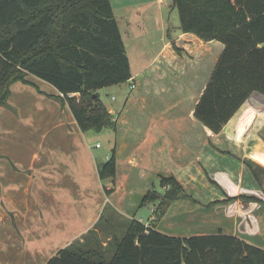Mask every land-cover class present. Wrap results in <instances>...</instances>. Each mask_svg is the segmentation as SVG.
Listing matches in <instances>:
<instances>
[{
	"label": "crops",
	"instance_id": "crops-1",
	"mask_svg": "<svg viewBox=\"0 0 264 264\" xmlns=\"http://www.w3.org/2000/svg\"><path fill=\"white\" fill-rule=\"evenodd\" d=\"M109 1L132 90L116 113L104 105L116 124L115 131L105 129L113 146L104 155L108 161L115 150L114 184L100 178L107 161L94 148L101 147L79 129L56 89L33 76L12 84L0 107V264H47L82 240L106 206L147 226L156 204L146 222L132 210L167 176L195 201L173 203L157 231L222 233L264 249V206L241 200L264 201L243 163L264 170V96L252 93L222 131L212 133L194 110L224 45L181 33L179 18L170 27L166 0Z\"/></svg>",
	"mask_w": 264,
	"mask_h": 264
},
{
	"label": "trees",
	"instance_id": "trees-1",
	"mask_svg": "<svg viewBox=\"0 0 264 264\" xmlns=\"http://www.w3.org/2000/svg\"><path fill=\"white\" fill-rule=\"evenodd\" d=\"M173 8L181 33L224 45L194 110L195 119L218 134L252 93L264 96V0H174ZM28 76L58 91L82 132L115 131L98 90L126 83L131 72L110 1L0 0V107L10 86L28 83ZM243 163L264 193V170ZM115 171L113 149L98 173L113 185ZM160 187L163 193L150 190L143 198L142 204H156L147 226L106 206L82 240L47 264H264V249L234 236L157 231L173 203L195 201L173 176L162 177ZM241 200L264 206L255 197Z\"/></svg>",
	"mask_w": 264,
	"mask_h": 264
},
{
	"label": "rangeland",
	"instance_id": "rangeland-1",
	"mask_svg": "<svg viewBox=\"0 0 264 264\" xmlns=\"http://www.w3.org/2000/svg\"><path fill=\"white\" fill-rule=\"evenodd\" d=\"M165 3L167 5L166 7L162 8L163 14L165 15V18L169 20V26L174 27L176 24H178L177 11L176 9L173 8L172 0H166ZM116 12H117V8H116ZM131 92L132 90L129 88V83H124V84L114 86V87L112 86L111 89L106 87V88L98 90V94H99V97L102 103L106 107L113 109L114 112L120 110L123 107L125 96H127ZM112 97H114L115 100H112ZM105 132H106L105 129L101 130L100 132H94V131L87 132L88 136L93 141L92 143H94V145L97 144L98 147H101L100 149L94 148V150H95V153H98V156L101 158L102 162L107 161L104 155L108 152L110 153V149L113 146L112 140L108 138ZM262 179H263V185H264V176L262 177ZM153 190L159 193H163V189L160 187V182L154 185ZM151 205L153 204L147 202L145 204L136 206L132 210L133 217L135 219L142 218L146 222L149 219L150 214H151ZM126 209H128V203H127Z\"/></svg>",
	"mask_w": 264,
	"mask_h": 264
},
{
	"label": "water",
	"instance_id": "water-1",
	"mask_svg": "<svg viewBox=\"0 0 264 264\" xmlns=\"http://www.w3.org/2000/svg\"><path fill=\"white\" fill-rule=\"evenodd\" d=\"M173 4H174V0H172Z\"/></svg>",
	"mask_w": 264,
	"mask_h": 264
},
{
	"label": "built area",
	"instance_id": "built-area-1",
	"mask_svg": "<svg viewBox=\"0 0 264 264\" xmlns=\"http://www.w3.org/2000/svg\"><path fill=\"white\" fill-rule=\"evenodd\" d=\"M161 1V0H160ZM98 147V146H97Z\"/></svg>",
	"mask_w": 264,
	"mask_h": 264
}]
</instances>
